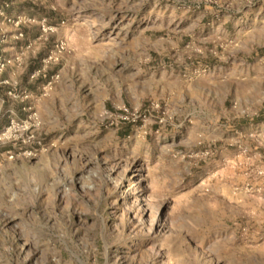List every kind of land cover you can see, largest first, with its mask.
<instances>
[{"label":"rangeland","instance_id":"obj_1","mask_svg":"<svg viewBox=\"0 0 264 264\" xmlns=\"http://www.w3.org/2000/svg\"><path fill=\"white\" fill-rule=\"evenodd\" d=\"M0 11V264H264V0Z\"/></svg>","mask_w":264,"mask_h":264},{"label":"trees","instance_id":"obj_2","mask_svg":"<svg viewBox=\"0 0 264 264\" xmlns=\"http://www.w3.org/2000/svg\"><path fill=\"white\" fill-rule=\"evenodd\" d=\"M44 14H45V16H49L50 14H51V11H49V10H46L45 12H44ZM22 31L26 34L27 33V30L26 29H22ZM41 56V54H39L38 55V57H40ZM36 69H40V64L38 63V64H35L32 68H30L28 71H26V73H25V75H24V78H26L27 76H29L30 75V73L31 72H33L34 70H36ZM40 71V70H39ZM49 74L50 75V70L48 71H46L45 72V74ZM45 74L44 73H42L41 71H40V73H39V79L40 78H46V76H45ZM45 80V79H44ZM28 87H29V89H32V85H28ZM9 90H11L12 88L10 87V85H9V87H6L5 85L3 86V87H0V93L1 92H3V91H7L8 89ZM4 100H6L5 98H4ZM8 105L9 104H11L10 103V100L8 101V103H7ZM12 106H13V108L18 112V114L21 116V117H24V113H21L20 112V110H21V105H17V104H13L12 103ZM132 126H133V124L131 123V122H129V120H124L123 122H122V126H121V128L119 129V136L121 137V138H126L128 135H129V132L131 131V128H132ZM12 148V147H11ZM14 148V147H13Z\"/></svg>","mask_w":264,"mask_h":264},{"label":"crops","instance_id":"obj_3","mask_svg":"<svg viewBox=\"0 0 264 264\" xmlns=\"http://www.w3.org/2000/svg\"><path fill=\"white\" fill-rule=\"evenodd\" d=\"M3 25L7 29L9 28V26L6 25L5 23H3ZM9 54H10L9 53V44H8V46L0 47V55L5 56V57H9ZM12 81H13V78L9 77V65H7V67L4 69V71L0 75V87H3L4 85L6 87H9V84ZM4 98L6 100L9 98V89L7 91H3L0 93V107H2V105L6 102V100H4Z\"/></svg>","mask_w":264,"mask_h":264},{"label":"built area","instance_id":"obj_4","mask_svg":"<svg viewBox=\"0 0 264 264\" xmlns=\"http://www.w3.org/2000/svg\"><path fill=\"white\" fill-rule=\"evenodd\" d=\"M1 14H2V12L0 11V15H1ZM6 20H7L8 22L11 21L9 18L6 19ZM23 20H24L23 18H18V19L16 20V25L19 24V23H21ZM12 22H13V20H12ZM39 25H40V28H41V30H42L43 32H45V31L47 30V28H46V26H45V24H44V20L40 21V22H39ZM19 36H21V35H19ZM63 48H64V45H63L62 42L57 43L56 46H55V51H61ZM48 58L50 59V56H49ZM11 61H12V60L9 59V58H6V57H3V56H0V75L2 74V72L4 71V69L6 68V66H7ZM54 78H57V75H53V76H51L50 79L53 80ZM9 94H10V93H9ZM9 128H10V127H7L3 134H5L6 132H8V131H9ZM23 153H24L25 155H27V156H30V155L33 154L31 150H26V151H24Z\"/></svg>","mask_w":264,"mask_h":264}]
</instances>
